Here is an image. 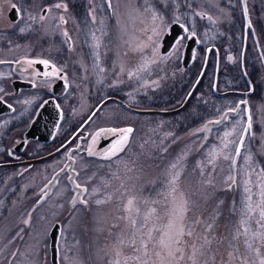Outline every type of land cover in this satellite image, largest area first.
Here are the masks:
<instances>
[{
	"label": "rangeland",
	"instance_id": "rangeland-1",
	"mask_svg": "<svg viewBox=\"0 0 264 264\" xmlns=\"http://www.w3.org/2000/svg\"><path fill=\"white\" fill-rule=\"evenodd\" d=\"M28 1L30 12L36 17L32 20L35 43H64L65 28L78 25L79 29L69 36L72 45L67 50V57L79 70L72 116L80 121L98 102L113 93H118L129 105L139 109H149L156 103L164 104L161 97L168 92L174 93L172 84L177 87L178 77L186 69L181 65L177 70L172 62L176 60L179 63L183 46L177 51L172 48L165 54L160 51L162 38L170 24H184L207 48L216 38V24L232 21L231 11L222 5V0ZM76 2H83L80 24L75 21ZM12 3L24 7V0H2L4 11ZM57 3L66 5L67 10L55 8ZM145 7H151L163 19L153 22L151 12H144ZM43 8L46 9L45 14H41ZM40 16L45 18L41 20ZM60 16L64 17V23L60 22ZM35 24L39 28L36 33ZM153 26H159V36H153ZM92 33L100 38L99 48L93 47ZM149 36H153L152 41H149ZM248 46L257 89L255 99L248 101L251 126L235 164L232 160L246 122L244 107L219 126L197 131L205 121L219 118L224 110L216 117L207 119L199 116L190 122V117L185 114L142 115L107 103L89 124V144L81 147V153L75 156V168L72 165V169L78 171L75 182L86 189L75 205L72 200L76 191L68 178L59 176L50 192L46 189L53 170L61 162L36 164L26 177H16L10 170H0V264H51L48 233L55 222L61 225L57 244L58 264H109L117 259V250L121 253V261L125 256L135 255L132 248L118 246L117 238L130 234L131 219L139 221L149 208H155V215L163 217V222H166L165 213L170 201L165 197L170 171H180L179 190L197 206L195 212H188L190 218L199 217L203 222L213 223L215 214V227L211 234L216 239L207 246L205 254L200 257V264L205 261L207 264H241V259L248 254L244 238L230 247V232L239 225V212L244 206L242 201L249 195L244 191V181H249L247 187L251 189L252 201H258V174L264 171V70L251 38H248ZM210 59L213 60L212 57ZM235 105L236 101L229 109ZM201 107L206 108L205 105ZM109 127L133 129L126 150L111 159H104L100 154L108 145L90 156L89 145L94 151L99 141L92 144L93 132ZM225 132L231 135L225 138ZM13 141L12 138L0 141V158ZM224 143L228 144L227 148L223 147ZM213 149L216 157L209 163L208 154ZM224 155L230 159L225 160ZM249 156L251 159L246 160L245 157ZM172 164H177V169L172 170ZM229 176L235 177L234 184ZM129 198L135 199V206L140 209L139 218L135 211L125 210ZM81 200L87 203H80ZM96 200L105 202L98 205ZM25 220L29 223L25 224ZM252 228H256L255 221ZM194 230L202 237V224L195 225ZM194 239L195 236L191 239L185 237L188 245ZM255 246L261 247L259 244ZM230 252L233 256L239 255L240 259H232ZM261 252L264 253V247H261ZM182 264H190V261L185 260Z\"/></svg>",
	"mask_w": 264,
	"mask_h": 264
},
{
	"label": "flooded vegetation",
	"instance_id": "flooded-vegetation-1",
	"mask_svg": "<svg viewBox=\"0 0 264 264\" xmlns=\"http://www.w3.org/2000/svg\"><path fill=\"white\" fill-rule=\"evenodd\" d=\"M64 1L66 2V0H62V2ZM76 3L75 21L80 24L83 2ZM17 6L24 10L23 15L18 16L15 12L12 15L15 16V19H13L10 17L11 5L7 11H4L2 0H0V98H2L0 100V141L9 138H12V141L14 140L12 146L7 147L0 158V163H10L11 165L0 167V170H10L15 173L16 177H26L27 174L31 173V167L36 164L51 163L53 161L61 162L58 167H55V170L51 169L55 173L64 165L68 156L73 159L72 164L75 168V156L81 153V147L89 144L91 134L87 128L95 117L93 116L79 130L90 114L81 121L72 116L74 111L73 99L78 93L79 75H77V72L79 70H77L78 66L73 65L67 57V50L72 45L69 36L74 30L79 29L78 25L77 27L69 26L65 28L63 31L64 43L53 44L46 41L35 43L33 42L34 36H36L33 33L34 26L32 20L28 18L29 13L32 15L30 1L24 0V7L21 4H17ZM45 12L46 9L43 8L41 14H45ZM35 26L37 27L35 29L36 33L39 28L37 24ZM21 28L24 29L23 32L20 31ZM65 32H67V36L64 35ZM180 37H187V34ZM186 40L187 38L183 39L182 42L183 52ZM174 45L172 48H174ZM181 56L179 58L180 65H182ZM28 60H48L50 66L54 65L60 71L55 76L45 77L43 73L50 71L51 67L45 69L42 64L29 65ZM172 62L175 65L178 63L176 60H172ZM172 87L175 93L176 84H172ZM62 88H64V93L59 97H55L61 110V119L51 142L43 144L39 140H28L23 149L16 151L15 147L23 140L24 133L31 125L40 104L44 100L54 97L55 92L62 90ZM107 97H116L122 100L118 93L110 94ZM122 101L128 104L125 100ZM109 103H114L116 106L125 109L116 102ZM9 104L11 108L8 107ZM55 151L56 153L47 159L29 163L33 159L46 156ZM60 159L62 160L60 161ZM76 172L78 174L77 170ZM60 177L68 178V171L62 173Z\"/></svg>",
	"mask_w": 264,
	"mask_h": 264
},
{
	"label": "snow or ice",
	"instance_id": "snow-or-ice-1",
	"mask_svg": "<svg viewBox=\"0 0 264 264\" xmlns=\"http://www.w3.org/2000/svg\"><path fill=\"white\" fill-rule=\"evenodd\" d=\"M55 8H64L67 10V6L63 3H57L54 5ZM109 7L111 4L109 3ZM11 9H15L18 16L23 15V9L18 7L16 3L11 4ZM139 11V10H137ZM246 11V9H245ZM144 12H151V19L155 22L158 18L163 19V17H158L157 13L152 10L151 7H145ZM197 15H202L201 13H196ZM91 15V13H90ZM29 19L35 20L36 17L32 16L29 13ZM45 17L40 16V19L43 20ZM60 22L64 23V17L60 16ZM179 20V17H176ZM211 20V17H208ZM93 22H95V16H93ZM101 24L104 23L103 20L100 21ZM180 27L184 29V32L187 34V37H178L174 45V51L179 50L182 47V41L185 38H190L195 35V32H189L184 24H180ZM147 30V29H145ZM21 32L24 31L23 28L20 29ZM153 36H159V26H153L151 29ZM106 35V33H103ZM67 36V32L64 33ZM153 36H149V41H152ZM92 39L95 41L93 47H100V38L92 33ZM155 51V48L153 49ZM195 55V53H194ZM231 59V57H229ZM29 65L32 64H42L45 69L51 67L50 71H45L43 75L45 77H51L57 75L60 71L54 65L50 66L48 60H28ZM103 71V69H101ZM131 75V73H130ZM2 100V98H0ZM11 108V105H8ZM221 121H209V124H219ZM251 125H249L250 127ZM208 126L205 125L203 129H198L197 131H208ZM247 131V129H245ZM133 132L131 127H109V128H100L98 131L92 134V144H95L99 138L111 136L114 139L109 147L105 150L104 153L100 154L104 159H111L112 157L118 156L119 153L124 152L126 147L129 144L130 134ZM230 132H225L224 137L230 136ZM207 139V137H205ZM223 139V138H222ZM243 138H241V144ZM224 148L228 147L227 143L223 144ZM237 155L240 154V146H237L235 149ZM88 154L96 155L93 151L92 145H89ZM209 163H212L216 157V150L213 149L209 152ZM225 160L230 159L228 155H224ZM246 160H250L251 157H245ZM232 163L235 164V159L232 160ZM171 169H177V164H172ZM180 171H170V179L167 183V193L166 199L170 201L169 207L165 213L167 217L166 222H163L164 218L156 216V209L149 208L143 217L139 219H131L130 227L132 229L131 233L126 237H118L117 245L126 246L133 249V252L136 253L132 256H125L121 261V253L119 250L116 251L115 255L117 259L111 260L109 264H182L185 260L190 261V264H200V257L205 254L207 246L211 245L213 240L216 239L212 235V230H214L215 224V214H213V223H207L201 221L199 217L190 218L187 214L190 211L195 212L196 205L194 202L185 198V194L179 190V180H180ZM70 181L74 184L77 189H81V185L76 183L71 176L68 177ZM228 179L234 184L235 177L229 176ZM259 179V200L252 201V196L250 195L251 189L247 187L249 181L245 180L244 191L249 193L242 204L244 205L240 209V221L239 225L230 232V242L229 246L234 247V242L239 241L241 237L244 238V244L246 252L248 254L244 255L241 259V264H264V253L261 252V247H264V171H261L258 174ZM231 184L229 188H231ZM81 191H86V189H81ZM93 191H96L93 189ZM110 198V197H109ZM105 201L96 200V204H102ZM73 205L76 203V198L73 197ZM80 203L86 204L87 201L81 200ZM155 203V201H153ZM222 203V202H221ZM125 210L128 212L135 211L137 217H140V209L135 206V199L129 198ZM255 221L256 228H252V222ZM25 224H28L29 221L25 220ZM197 224L203 225V235L202 237L196 235L194 226ZM192 238L195 236V239L192 241L191 245H188V242L185 240V237ZM259 244L261 247H256L255 245ZM238 249L236 252L238 253ZM15 256L16 253H13ZM229 256L232 259H240L239 255L233 256V253H229ZM214 259V258H213ZM207 264V261L204 262Z\"/></svg>",
	"mask_w": 264,
	"mask_h": 264
},
{
	"label": "water",
	"instance_id": "water-1",
	"mask_svg": "<svg viewBox=\"0 0 264 264\" xmlns=\"http://www.w3.org/2000/svg\"><path fill=\"white\" fill-rule=\"evenodd\" d=\"M239 4H240V13H241V18H242V24H243V39H242V47H241V51H240L239 64H240L241 74H242L245 82L248 85V90H246V91L227 90V91H223V92H220L217 90L218 72H219V55H218V51H217L216 47L209 46L205 51V58H204L202 67L200 69V72H199L197 78L195 79L194 83L192 84L191 88L189 89L188 93L186 94L182 104L179 107L174 108V109H164V110L163 109H138V108H134V107L129 106L128 104H126L125 102H123L122 100H120L116 97H107L97 104V106L93 109V111L90 113L88 118L81 125L79 130H81L90 121V119L93 116H95V114L98 113V111L105 104H107L109 102H116L119 105H121L122 107H124L126 110H128L129 112L136 113V114H142V115L143 114L144 115L145 114L171 115V114H174V113L181 111L186 106L187 102L189 101V99L191 98V96L195 92L197 86L199 85V83H200V81H201V79H202V77L206 71L208 60H209V55L211 54V52H214L215 56H216V62H215V72H214L213 85H212L213 94L217 97H225L227 95H240L243 97V100L238 101L233 109L224 110L221 113V115L219 116V118H214V119H210V120L205 121V123L201 129H203L205 127V125L208 126V129H210L212 127L219 126L224 121H226L229 116H235L239 112L240 108L244 107L246 122H245V126H244L242 136H241V138H243V141H244V138L247 134V131H248L249 125H250L248 96H250L252 94L253 89H254L253 84H252L251 80L249 79L247 72H246V69H245V52H246V47H247V42H248L249 36L253 40V43H254L255 49L257 51L260 63L263 67V70H264V55H263L261 46L258 42V38H257L256 32L254 30V27H253V24L251 21L250 11H249V7H248V0H239ZM245 9H246V11H245ZM15 12H16L15 9H12L10 12V17H12L13 19H15V16H12V15H14ZM180 24L181 23H179V22H173L172 24H170L168 32L162 38V46L160 49L161 53H164V54L167 53L172 48L174 43L176 42V39L178 37H180L181 35L186 34L184 32V29H182L180 27ZM189 32H191V31H189ZM199 45H200V42H199L196 35L191 36L190 38H187L185 49H184V52L181 56V63H182V66L184 68H188L190 66V64L193 60V57H194V53L196 52V49L199 47ZM63 93H64V88H62V90H60V91H56L54 97L46 99L40 104V106L38 107V109L36 111V114L33 118L31 125L26 130V132L24 133L23 140L15 147L16 151H20L21 149H23V147L25 146V144L28 140H39L43 144H48L51 142V140L53 139V137H54V135L58 129V125H59V122L61 119V110L58 107V104H57L55 97H59ZM215 120H219L221 122L219 124H209L208 123L209 121H215ZM245 129H247V131H245ZM113 139L114 138L111 136L99 138L98 143L94 147V152L105 149L108 145H110L112 143ZM238 146H240V149H241V146H242L241 139H240ZM54 153H56V151L52 152L46 156H43V157H40L37 159H33V160L29 161V163H35V162L47 159L50 156H52ZM237 156L238 155L235 154V160H236ZM72 163H73V159L70 156H68V159L64 163L63 167H61V169H59L56 173H54L52 175L51 180L49 181L48 185L46 186L47 192H50V190H51L53 184L55 183L56 179L65 171H68L69 176H71L74 180L76 172L72 169V165H73ZM9 165H11V164L10 163H0V167H5V166H9ZM69 183H70L72 189L76 191V194H75L76 200H79V197L82 193V191H81L82 188L77 189L74 186V184L72 183V181H70V180H69ZM60 227H61L60 223L55 222L52 225V227L50 228L49 233H48L49 251H50L49 259H50L51 264H58V247H57V244H58V239H59V234H60Z\"/></svg>",
	"mask_w": 264,
	"mask_h": 264
},
{
	"label": "trees",
	"instance_id": "trees-1",
	"mask_svg": "<svg viewBox=\"0 0 264 264\" xmlns=\"http://www.w3.org/2000/svg\"><path fill=\"white\" fill-rule=\"evenodd\" d=\"M222 5L227 10L231 11L232 21H224L221 24H216V38L212 43H210V46H215L217 48L219 55L217 90L246 91L248 90V85L241 74L239 64L243 39V24L240 14L239 0H222ZM248 7L251 21L264 55V0H248ZM249 38L251 37L249 36ZM248 49L249 46L247 44L245 52V69L254 87L252 94L248 97V101H250L256 97L257 86H254L256 82V75L255 71H253L254 64L249 62ZM205 50L206 47L204 48L200 44L191 65L188 68L183 69V74L178 77L175 93L168 92L166 95L167 98L166 96L161 97V99H164V104L161 105V103H156L150 106L149 109H174L181 105L187 92L200 72L204 60ZM210 57H212L213 60L209 58L206 71L195 92L189 99L186 106L174 116H178L179 114L188 115L191 119L190 122L194 121V117L199 116H205L207 119L213 118L218 116L223 110L232 107L230 105L233 104L234 101L237 103L239 101L238 98L242 99V96L240 95L217 97L213 94L212 84L216 60L214 52L211 53ZM229 57H231V59H229ZM175 67L177 70H179L181 65L178 63L175 65ZM202 97H204L205 100H203ZM120 98L124 100L122 97ZM202 102H204L203 104L206 106V108L201 107L204 106ZM197 120L201 119L198 118Z\"/></svg>",
	"mask_w": 264,
	"mask_h": 264
}]
</instances>
